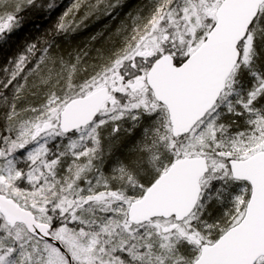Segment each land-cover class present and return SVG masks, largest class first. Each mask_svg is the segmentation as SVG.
<instances>
[{"label": "snow or ice", "instance_id": "snow-or-ice-1", "mask_svg": "<svg viewBox=\"0 0 264 264\" xmlns=\"http://www.w3.org/2000/svg\"><path fill=\"white\" fill-rule=\"evenodd\" d=\"M0 264H264V0H0Z\"/></svg>", "mask_w": 264, "mask_h": 264}, {"label": "trees", "instance_id": "trees-1", "mask_svg": "<svg viewBox=\"0 0 264 264\" xmlns=\"http://www.w3.org/2000/svg\"><path fill=\"white\" fill-rule=\"evenodd\" d=\"M69 2V0H65V3Z\"/></svg>", "mask_w": 264, "mask_h": 264}]
</instances>
